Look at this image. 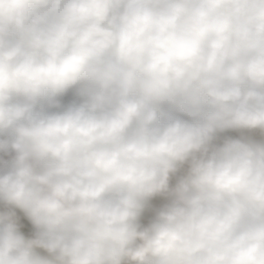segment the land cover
Listing matches in <instances>:
<instances>
[{
	"label": "clouds",
	"instance_id": "9594fccd",
	"mask_svg": "<svg viewBox=\"0 0 264 264\" xmlns=\"http://www.w3.org/2000/svg\"><path fill=\"white\" fill-rule=\"evenodd\" d=\"M0 264H264V0H0Z\"/></svg>",
	"mask_w": 264,
	"mask_h": 264
},
{
	"label": "water",
	"instance_id": "95a60500",
	"mask_svg": "<svg viewBox=\"0 0 264 264\" xmlns=\"http://www.w3.org/2000/svg\"><path fill=\"white\" fill-rule=\"evenodd\" d=\"M151 203H152V206L149 209H146V211H145V213H144V215L142 217V223H147L148 222V220L153 215L154 208L159 207L163 203V201L161 199H159V198H156Z\"/></svg>",
	"mask_w": 264,
	"mask_h": 264
}]
</instances>
